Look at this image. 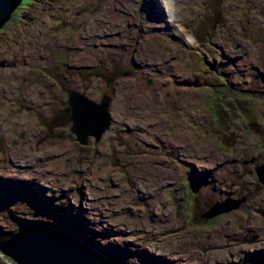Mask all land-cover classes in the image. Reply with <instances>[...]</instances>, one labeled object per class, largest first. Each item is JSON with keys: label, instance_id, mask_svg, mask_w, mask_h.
I'll use <instances>...</instances> for the list:
<instances>
[{"label": "rangeland", "instance_id": "374dc122", "mask_svg": "<svg viewBox=\"0 0 264 264\" xmlns=\"http://www.w3.org/2000/svg\"><path fill=\"white\" fill-rule=\"evenodd\" d=\"M111 1L24 0L0 27V127L11 116L37 121L20 132L12 126L10 141L0 131V233L60 228L122 264L264 258V185L255 171L264 163V0H171L197 48L166 33L159 11L142 24L150 0H116V17ZM212 18L220 23L206 38ZM143 34L161 47L151 62L139 55ZM20 53L38 56L19 62ZM74 78L96 101L111 96V126L98 142L81 145L69 122H53ZM97 82L103 87L90 90ZM154 85L160 101L152 108L143 92ZM235 103L244 115L231 116ZM31 132L33 145L20 144ZM26 178L33 183L24 187ZM243 197L203 217L215 203ZM0 264L16 263L0 251Z\"/></svg>", "mask_w": 264, "mask_h": 264}, {"label": "water", "instance_id": "95a60500", "mask_svg": "<svg viewBox=\"0 0 264 264\" xmlns=\"http://www.w3.org/2000/svg\"><path fill=\"white\" fill-rule=\"evenodd\" d=\"M21 2L22 0H0V27L11 17ZM67 97V108L70 112L69 125L77 141L81 145H87L93 139L100 141L111 126L109 111L111 96L104 95L101 101H96L83 93L71 90ZM80 104H82L81 112L78 110ZM17 137L20 138L19 135H15L16 139ZM21 140L26 142L24 139ZM255 171L258 183L264 185V163L257 165ZM26 180L23 179L26 185L33 183L31 179L26 178ZM245 199V197L236 200L228 198L224 202L215 203L203 213V217L210 219L228 212L238 207ZM0 251L16 264H122L111 257L93 251L71 233L48 226L26 227L16 232H7V230L1 232ZM250 264H264V259L255 260Z\"/></svg>", "mask_w": 264, "mask_h": 264}, {"label": "bare ground", "instance_id": "6f19581e", "mask_svg": "<svg viewBox=\"0 0 264 264\" xmlns=\"http://www.w3.org/2000/svg\"><path fill=\"white\" fill-rule=\"evenodd\" d=\"M123 1H125L127 5H130L133 0H123ZM148 2H149L148 8H146L145 6L143 8V14L145 15V19L143 20L142 24L144 23L147 26L150 23L151 18L156 13V11H159V12H161L163 14V22L161 23V25H162V27H165V29H166L165 32L166 33L175 36L176 38H178V40L181 43H183V44H185V45H187V46H189L191 48H197L198 47L196 41L194 40V37L190 33L187 32V30L185 29V27L182 24H180L178 22L177 10L181 12L182 11V6L176 7L175 3L173 5H171L172 4L171 0H166V3H167L168 6H162L160 4V2L162 3V0H150ZM115 3H116V0H112L111 3H110V6H109V11L113 14L114 17H116L118 15V12H117L118 11V6H116ZM116 19H118V18H116ZM146 35L147 34L141 35L138 51H139V55L142 56L143 59L146 58V59H148L151 62V61H153L155 58H157L159 56V54L161 52V47L158 45V43H155L150 38H147ZM78 37L81 38V33L78 35ZM59 40L60 39L58 38V41ZM49 41H51V39ZM35 43H37V42H34V44ZM42 45H43V43H40V46H42ZM24 47H26V45ZM83 54L86 56L85 53H82V55ZM33 55L34 56H38V53H33L31 55L30 54L20 53V54H18L15 57V59L17 61H19V62H23L25 58H27V60H28ZM33 59H34V57H33ZM33 59L31 61H33ZM8 71H9L8 69L3 70L2 78H4V77L7 78L8 77V75H9ZM14 74H16L18 76H21L23 74V72H21V69H15L14 70ZM73 81H74V86H75L77 92H80V93H83V94L89 96V94H86L84 92L86 89L83 88V82H82L81 79L74 78ZM102 87H103L102 83L101 82L100 83L97 82L94 86H90L89 88H90V90H95V91L98 92L99 89L102 88ZM14 88H15V86H14ZM158 88L159 87H157V85H154V86L147 87L145 89V91L143 90L144 91L143 92V97L145 98V100L147 102H150L152 108L158 107V103L160 101ZM27 89L29 91H35L34 87L29 86V85H27ZM3 90L4 89L2 88V86L0 84V91H3ZM6 90L8 92L9 88H7ZM101 90H103V89H101ZM129 96L130 95H127V98ZM125 103H126V101L123 98V96H120L116 100L117 109L120 110V108L123 107L125 105ZM81 105L82 104H80L79 109H78L79 112H81L80 111L81 110ZM7 108H8V105H5L3 107L4 110H7ZM36 124H37L36 119L28 117L27 115L11 116L9 124H7V122H6L4 126L0 127V131L2 133H4L5 134V138L9 139V141H10V140H12L11 137L13 136V134H12V126H14L16 129L20 130V129H27V128L34 127V126H36ZM157 127H158V123H156L155 129ZM34 137H35L34 133H32V132L28 133L27 134V138H26V142H24L23 140L20 139L19 143H24V144L28 145V147H30L31 145H33V138ZM45 139H46V137H45ZM182 142L185 143V141H182ZM8 151L11 152L9 154L10 155L9 159L13 161V165H16V166L19 167L20 166L19 162L17 160H15V159H14L15 160L14 161L13 158H12V156L14 154L13 153L14 149L11 147V148L8 149ZM45 162L46 161H43L40 166L45 167V165H47ZM0 165H3L2 161H0ZM197 172H199V171H197ZM16 179H17V177L14 176V181ZM42 179H43V177H42ZM260 184L263 185L262 183H260ZM23 186L27 187L29 185L24 184ZM120 188L124 189L125 185L124 184L121 185ZM93 190L97 191L98 189L96 187H94ZM167 196H168V194H167ZM162 198L161 199L160 198L156 199V203L160 204L161 201H167V197H166V200H164L165 197H162ZM88 204H91V203H88ZM87 210L90 211V209H87ZM86 217H87V215H86ZM254 219L256 220V218H254ZM216 243H218V240L216 241Z\"/></svg>", "mask_w": 264, "mask_h": 264}, {"label": "trees", "instance_id": "16d2710c", "mask_svg": "<svg viewBox=\"0 0 264 264\" xmlns=\"http://www.w3.org/2000/svg\"><path fill=\"white\" fill-rule=\"evenodd\" d=\"M23 1L24 0H22V2L21 3H23ZM220 8V7H219ZM216 18H212V20L214 21ZM220 22L217 20V21H214V22H211V26L210 27H208L207 29H206V32H205V37L206 38H208L209 37V35H210V33L212 32V31H214L215 30V28H216V26L219 24ZM203 26V25H202ZM201 29H202V27H201ZM198 39V38H197ZM262 91H264V89L262 88L261 89ZM264 93V92H263ZM223 97H224V99H223ZM224 100H225V96H221V98H220V104H218V106H217V111H215V113H214V116H217L218 115V111L221 109V107H224L225 106V104H224ZM254 100V99H253ZM253 103V102H252ZM251 102H250V104H249V107H251L253 104H252ZM245 105H243V107H244ZM242 107V108H243ZM228 110H230V109H228ZM62 111V112H61ZM60 111V113L59 114H56V116L54 117V120H53V122H55V124L57 125V126H60V125H63V124H66V122H69V115H70V112H69V110H68V108L66 107V109H63V110H61ZM234 112H236L237 114L239 113L241 116L242 115H244V114H241V108L239 107V105L238 104H236L235 103V111H233V110H230V114H231V116H233L232 114H234ZM244 118V117H243ZM245 120V122H248L247 121V119L248 118H244ZM58 120H60V121H58ZM58 123V124H57ZM248 124H249V122H248ZM223 126H221V130L223 129L222 128ZM261 134L262 135H264V129L261 131ZM261 138V137H260ZM262 139V138H261ZM264 141V140H263ZM219 143H221V142H219ZM222 144V143H221ZM22 227H19V228H17V229H21Z\"/></svg>", "mask_w": 264, "mask_h": 264}, {"label": "flooded vegetation", "instance_id": "af4514ba", "mask_svg": "<svg viewBox=\"0 0 264 264\" xmlns=\"http://www.w3.org/2000/svg\"><path fill=\"white\" fill-rule=\"evenodd\" d=\"M49 77H51V75H50V71L48 72V74H47ZM256 168V167H255ZM261 185V184H260ZM89 248H90V246H89ZM260 259H264V258H260ZM254 262V261H253Z\"/></svg>", "mask_w": 264, "mask_h": 264}]
</instances>
